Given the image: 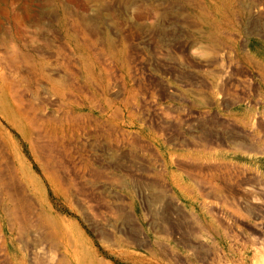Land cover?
Masks as SVG:
<instances>
[{
    "label": "rangeland",
    "instance_id": "obj_1",
    "mask_svg": "<svg viewBox=\"0 0 264 264\" xmlns=\"http://www.w3.org/2000/svg\"><path fill=\"white\" fill-rule=\"evenodd\" d=\"M0 264H264V0H0Z\"/></svg>",
    "mask_w": 264,
    "mask_h": 264
}]
</instances>
